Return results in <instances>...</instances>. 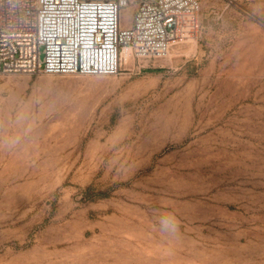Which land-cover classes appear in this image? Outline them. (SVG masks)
<instances>
[{
  "label": "rangeland",
  "instance_id": "374dc122",
  "mask_svg": "<svg viewBox=\"0 0 264 264\" xmlns=\"http://www.w3.org/2000/svg\"><path fill=\"white\" fill-rule=\"evenodd\" d=\"M199 1L166 57L0 76V264H264V0Z\"/></svg>",
  "mask_w": 264,
  "mask_h": 264
},
{
  "label": "built area",
  "instance_id": "2783aa9c",
  "mask_svg": "<svg viewBox=\"0 0 264 264\" xmlns=\"http://www.w3.org/2000/svg\"><path fill=\"white\" fill-rule=\"evenodd\" d=\"M129 0H0V76L118 75L130 57H166L194 37L199 0H141L122 27Z\"/></svg>",
  "mask_w": 264,
  "mask_h": 264
},
{
  "label": "bare ground",
  "instance_id": "6f19581e",
  "mask_svg": "<svg viewBox=\"0 0 264 264\" xmlns=\"http://www.w3.org/2000/svg\"><path fill=\"white\" fill-rule=\"evenodd\" d=\"M194 37L196 39V34H194ZM177 43V42H175ZM176 45V44H175ZM192 47V46H190ZM183 49V48H182ZM123 55L126 56V62H129L130 61V50L128 48H125L124 52H123ZM133 61V60H132ZM130 63V62H129ZM128 64V63H127Z\"/></svg>",
  "mask_w": 264,
  "mask_h": 264
}]
</instances>
